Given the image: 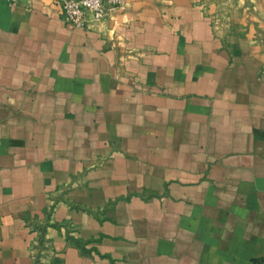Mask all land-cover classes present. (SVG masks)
I'll list each match as a JSON object with an SVG mask.
<instances>
[{"label":"crops","instance_id":"obj_1","mask_svg":"<svg viewBox=\"0 0 264 264\" xmlns=\"http://www.w3.org/2000/svg\"><path fill=\"white\" fill-rule=\"evenodd\" d=\"M0 264H264V0H0Z\"/></svg>","mask_w":264,"mask_h":264},{"label":"built area","instance_id":"obj_2","mask_svg":"<svg viewBox=\"0 0 264 264\" xmlns=\"http://www.w3.org/2000/svg\"><path fill=\"white\" fill-rule=\"evenodd\" d=\"M61 19L73 28L90 30L123 5V0H56Z\"/></svg>","mask_w":264,"mask_h":264},{"label":"rangeland","instance_id":"obj_3","mask_svg":"<svg viewBox=\"0 0 264 264\" xmlns=\"http://www.w3.org/2000/svg\"><path fill=\"white\" fill-rule=\"evenodd\" d=\"M221 1V0H220ZM224 6V5H223ZM209 8V4H208V2H206V3H204V9H208ZM217 15V19L220 21V15H219V13L218 14H216ZM42 242H43V234H42V232L40 231V230H38V236H37V238H36V241L33 243V245L31 246L32 248V256H33V258L36 260V261H38V259H37V255L35 254V252H37L38 253V249H39V246H41L42 245Z\"/></svg>","mask_w":264,"mask_h":264}]
</instances>
